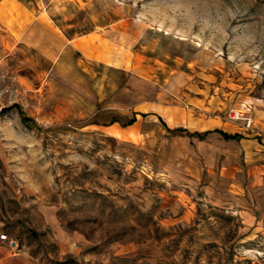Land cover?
Returning <instances> with one entry per match:
<instances>
[{"label":"rangeland","instance_id":"374dc122","mask_svg":"<svg viewBox=\"0 0 264 264\" xmlns=\"http://www.w3.org/2000/svg\"><path fill=\"white\" fill-rule=\"evenodd\" d=\"M16 1L0 4L8 253L264 264V0ZM31 15L63 40L52 57Z\"/></svg>","mask_w":264,"mask_h":264},{"label":"crops","instance_id":"0c3cea01","mask_svg":"<svg viewBox=\"0 0 264 264\" xmlns=\"http://www.w3.org/2000/svg\"><path fill=\"white\" fill-rule=\"evenodd\" d=\"M2 1H5L4 8H6L8 4H13L14 6H17L19 4L16 0H0V4L2 3ZM1 10L2 9H0V11ZM19 10V21H21L24 13L22 8H19ZM29 19L30 23L25 30L32 34L29 38V44H31L36 49L42 48L48 56L52 57V54L57 47L64 46L63 40L57 37L54 28L44 18L41 19L39 16L31 15V18ZM202 133L204 132H201V134ZM210 133H216L221 137V135L217 132ZM25 261L31 264V259L27 258L25 255H22L20 253H8L5 243L0 241V264H25Z\"/></svg>","mask_w":264,"mask_h":264},{"label":"trees","instance_id":"16d2710c","mask_svg":"<svg viewBox=\"0 0 264 264\" xmlns=\"http://www.w3.org/2000/svg\"><path fill=\"white\" fill-rule=\"evenodd\" d=\"M135 120L134 117H132L128 122L127 124H130L131 122H133ZM114 121V120H112ZM123 125H126V124H123ZM168 131H171L175 134H184V135H187V136H193V137H197L199 139L203 138L205 135H207L208 133H210V131H206L204 133H199V132H190L188 131L187 129L185 128H182V127H177V128H173V129H169L167 128ZM213 132H217L221 135V137L225 140H230V139H239L240 138V135L239 134H228L226 132H223L221 130H214Z\"/></svg>","mask_w":264,"mask_h":264},{"label":"built area","instance_id":"2783aa9c","mask_svg":"<svg viewBox=\"0 0 264 264\" xmlns=\"http://www.w3.org/2000/svg\"><path fill=\"white\" fill-rule=\"evenodd\" d=\"M241 115V112L236 109H231L228 114L231 119H238L241 117ZM0 241L6 243L7 246L11 249H15L17 247V243L13 239H10L6 233L0 234Z\"/></svg>","mask_w":264,"mask_h":264}]
</instances>
